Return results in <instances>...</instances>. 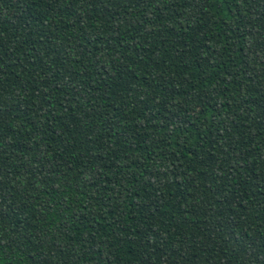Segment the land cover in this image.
<instances>
[{"label":"trees","instance_id":"trees-1","mask_svg":"<svg viewBox=\"0 0 264 264\" xmlns=\"http://www.w3.org/2000/svg\"><path fill=\"white\" fill-rule=\"evenodd\" d=\"M0 264H264V0H0Z\"/></svg>","mask_w":264,"mask_h":264}]
</instances>
